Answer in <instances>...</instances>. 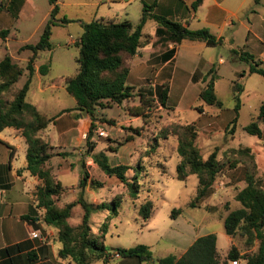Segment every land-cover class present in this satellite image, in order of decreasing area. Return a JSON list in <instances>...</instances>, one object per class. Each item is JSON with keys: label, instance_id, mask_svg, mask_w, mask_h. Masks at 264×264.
Returning a JSON list of instances; mask_svg holds the SVG:
<instances>
[{"label": "trees", "instance_id": "trees-1", "mask_svg": "<svg viewBox=\"0 0 264 264\" xmlns=\"http://www.w3.org/2000/svg\"><path fill=\"white\" fill-rule=\"evenodd\" d=\"M48 2L50 3L48 16L42 24L37 39L34 42H25L18 47V49L26 48L29 51L24 65H20L9 54H3L0 57V129L4 126L18 128L24 139L25 168L38 178L32 191V198L36 206L43 208L42 220L56 228L55 239L59 243L57 249L59 256L65 258L68 264H88L94 259H98L100 264H106L107 259L115 254L128 257L137 263L147 261L152 258V255L149 246L145 243L137 242L129 246L106 247L102 242L106 230V219L117 212L116 206L119 202L117 194L112 196L111 209L100 222L98 232L95 234L92 232L88 223L89 213L92 208H102L104 202L100 200L93 203L83 198L82 193L87 185L94 187L101 184L98 179L89 174L88 167L83 161L79 162L81 170L77 179L76 198L57 202L64 186L56 178L52 165H49L52 146L41 134V130L48 123L55 121L56 114L48 115L25 99L34 73L33 62L41 50L51 47L49 39L51 26L64 19L63 16L61 19L55 17L56 0H48ZM198 2L199 0H193L189 6L194 9ZM154 5V3H142L139 17L134 23L127 18L115 19L113 17L79 20L81 31L74 42L77 47V54L74 57L76 70L72 74L64 75L62 84L74 100L72 109L88 115L89 122L85 131L86 142L91 137L97 120L110 121L101 114L97 115V110H101L102 107L120 104L128 115L138 116L140 119L138 124L129 123L123 126V132L124 130L126 132L117 139L107 137L115 143L106 144L104 149L114 151L124 141L140 135L141 130L146 126L148 112L154 103L161 107L165 106L168 96L167 78L161 79L153 87L148 85L137 89L125 80L133 54L138 47L150 40L151 35L142 30L146 19L151 18L155 22L154 33L163 41L169 40L177 43L185 38L203 40L208 45L221 42L222 37L213 34L206 26L188 27L165 13L155 11ZM17 9L14 7V11L17 12ZM7 31L6 27L0 28V35L4 36ZM229 51L231 56H237L238 59L247 63V72H257L264 77V65L251 53L239 48H230ZM47 69V62L36 66L39 74H44ZM24 71L22 83L14 86L13 83ZM238 73L242 75L244 70L241 69ZM216 77L215 67L210 65L200 76L201 86L197 97L205 104L220 107L221 100L214 90ZM231 87L235 99L233 110L236 111L240 83L233 81ZM134 98L135 102L132 101ZM201 106L202 103H198L194 107L201 111ZM258 120L264 121V99L258 105L255 118L245 123L243 128L251 134L260 136L261 129L258 126ZM234 121L235 116L228 121L225 128L232 131ZM170 134H174L176 139L177 161L174 166L176 177L184 179L192 173L196 178L194 193L186 202L188 206L198 205L209 194L214 178L224 169V160L230 166L240 164L242 183L236 186L232 195L238 202V206L230 208L223 215L222 224L224 232L230 238L235 234L242 237V251L239 252L240 249L231 243L225 256L220 258L215 247V234L210 231L197 235L180 255L168 253L154 260L157 264H228L229 259L236 261L241 259L244 264H264V174L258 172L248 146L229 148L224 152L222 159L217 156L215 147L206 156H202L195 143L197 134L195 121L172 120L158 128L152 135L149 141L150 147L142 146L138 150L137 159L133 164L109 163L103 150L91 153V160L106 174L115 176L119 182L125 184L128 194L134 197L139 190L138 173L144 171V166L140 163L141 157L149 156L158 145V138H165ZM90 146L93 145L88 143L87 150ZM62 153L57 152V154ZM129 168L132 170L130 176L126 174ZM75 203L80 204L82 212L79 221L71 223L68 217ZM150 210L151 201L146 199L139 206L141 216L146 219ZM179 210V207H174L171 213L177 214Z\"/></svg>", "mask_w": 264, "mask_h": 264}, {"label": "rangeland", "instance_id": "rangeland-1", "mask_svg": "<svg viewBox=\"0 0 264 264\" xmlns=\"http://www.w3.org/2000/svg\"><path fill=\"white\" fill-rule=\"evenodd\" d=\"M99 1L100 0H56L57 12L55 13V17L61 19V16H63L64 19L55 22L51 26V34L49 37L51 47L41 50L38 57L35 59L37 64L47 62L48 69L44 74H40L43 82L42 85H39V78L35 76L32 77L31 84L25 95L26 100L36 102L40 110L48 115L56 114V116H58L62 113H57L61 108H70L74 103L72 96L68 94L63 87L62 77L72 74L76 70L74 57L77 54V47L74 42L81 30L79 20L88 21L99 14H106L103 13L104 10H106V4L103 2L100 4L98 3ZM117 1L116 5L118 7L126 6L129 8L130 15L126 16L131 20L137 21V16L139 17V15L136 9V3L140 1ZM143 2L148 3L149 0H144ZM110 3L112 6L114 5L113 1H110ZM14 7L18 8L17 12L14 11ZM49 7L50 3L48 0H0V27H6L8 29L4 35L7 36L6 38L0 35V57L3 54H9L14 60L18 61L20 65H24V57L29 51L26 48L18 49V47L25 42H34L37 39L42 24L48 16ZM7 9L9 13H7ZM110 12H112V10ZM119 14L120 15L116 17L117 19L121 18V16H125L122 15L123 13ZM143 28L148 32L153 31V21L151 18L147 19ZM69 36L74 40L68 41ZM228 57L231 58V55H228ZM230 58H227V60L218 67L214 66L217 73L214 90L217 97L221 100V106L219 108H215L216 106L213 104L203 103L196 94L201 86V81L192 86L188 84L187 77L191 76L192 79H195V76L189 74L185 76L182 73V75H179L170 82L171 91L170 95L167 96L165 106L161 107L157 103L152 105L151 110L148 112L146 126L141 130L140 135L137 136L134 141V149L139 150L142 146L146 148L150 147L149 141H151L150 138L152 135L158 128L172 120H194L200 115V112L194 107L195 104L198 103H202L201 108L205 110V114H218L219 116V112H222V118L227 120L233 114L232 105L235 101L231 96V84L233 81L239 82L236 79L237 74L233 72V69L238 68V73L241 69L245 68L247 64L240 59L231 61L232 59ZM262 65H264V63H262ZM24 75L25 71L13 85L19 86L24 79ZM161 79L151 76L144 81L153 87L156 84L154 81L158 80L159 83ZM140 80L141 79L137 82H141ZM51 82L53 86H48L47 83ZM150 82H153V85L149 84ZM247 85L253 86L256 93L260 95L264 90V77L258 73H254L252 76L248 77ZM39 86L41 89H39ZM11 90L12 87L10 91ZM178 98L179 108L176 110L174 109V104L175 100ZM114 105L116 104L102 107L101 110H97V115L101 114L109 118L110 121L97 120L95 122V126H102L105 131V135L103 136L96 133L94 129L95 126L91 134L93 138L91 139L90 137L87 139V142L85 141L84 133V140L83 143H81V148L84 152L80 161L85 162L86 159L91 160L90 157H85L88 143L92 145L95 143L93 151L97 152L101 147L104 148L106 144L113 145L115 143L112 140H108L107 137L116 135L113 138L117 139L122 133L126 132L125 130L123 132V126L127 125L125 123L122 124V132L117 131V133L112 125L109 124L113 122L111 116L115 113L116 108ZM120 108L123 109L121 105ZM70 109L72 110V108ZM215 116L216 115H213L212 117L214 121L211 126H208L206 123L199 125L195 122L197 126L195 143L202 156H206V154L215 147L217 156L222 159L224 152L229 148L248 146L247 143L249 140L255 137L254 134L247 132L241 125L243 121H248V119H246L247 114L240 113L232 131L225 128L227 124L220 120V116ZM61 119H63L62 121L66 120L64 117H61ZM50 127H53L50 128V132H52L51 134L53 136L55 125ZM54 138L55 136L51 140L53 141ZM76 139L75 137L74 140ZM158 139V145L149 156L144 155L140 159V163L144 166V171H139L138 173V181L140 184L139 190L134 197L128 194L126 185L119 182L114 176L107 179L106 176L101 177L105 174H99L93 171V176L102 181V184L94 187L87 185L83 190L82 196L87 201H94L100 198L104 202V206L102 208H92L89 213L88 223L92 232L94 234L98 232V226L104 217L102 212H104V214L108 213L112 206V196L117 194V200L119 201L116 206L117 212L116 214L108 216L106 219V230L102 238V242L106 247L116 245L129 246L137 242H142L149 245L151 254H158L166 252L164 249L166 239L172 244L170 250H176L178 243L176 245L177 241L175 242V239L180 240L179 237L186 238L193 232L196 234H203L212 231L215 234V247L221 254L224 252L227 243V234L223 230L222 217L232 208V204L235 203L232 196L233 192L236 186L242 183L240 164L230 166V164L224 160V169L214 178L209 194L206 195L198 205L188 206L186 202L194 193L196 183L195 175L192 173L188 174L184 179L176 177L174 166L177 161V154L175 152L176 139L174 134ZM90 148L92 147L90 146ZM61 152L63 153L58 154L60 156H58L57 159H61L65 154V151ZM105 152L108 154L107 160L109 163L123 162L125 159H128V164H133L137 157L129 154L122 156V152L118 155V151L106 150ZM69 158L72 159V157ZM74 163L75 164L70 169L55 173L56 178L65 188L62 198H66L67 200L74 196L69 188L76 183L81 170L79 163ZM57 165V161L53 160L52 167L55 171L56 168H60ZM131 173L132 170L130 168L126 170L127 175L130 176ZM75 194L77 196L78 193ZM146 199L151 201V210L149 216L144 219L139 211V206ZM174 207L180 208L177 214L171 213ZM72 209L69 220L74 222L79 219L81 206L79 203H76ZM231 241L239 249H242V237L240 235L235 234L231 238ZM240 260L241 259H238L237 263ZM114 261L115 258L111 256L107 259L106 264H115ZM89 264H100V261L94 259L91 260Z\"/></svg>", "mask_w": 264, "mask_h": 264}, {"label": "crops", "instance_id": "crops-1", "mask_svg": "<svg viewBox=\"0 0 264 264\" xmlns=\"http://www.w3.org/2000/svg\"><path fill=\"white\" fill-rule=\"evenodd\" d=\"M110 1L114 2L113 6ZM139 1L140 2L136 3L138 15L142 3H154L153 9L155 11L165 13L167 16L179 20L182 24L191 28L206 26L213 34L221 36L222 39L221 42L216 45H208L203 40L199 39L189 40L183 38L177 43H173L169 40L163 41L154 33L156 24L153 20V31L148 32L144 30L143 27L147 21L146 19L143 23L142 30L151 35L150 40L146 44L138 47L137 51L133 54L126 74V82L132 84L135 89L147 87L148 84L144 80L149 79L151 76L157 79L165 77L168 79L169 96L171 91L170 82L179 75H182V73L185 76H188V74L195 76V79H192L191 76L187 77L188 84L193 86L200 81V76L210 65L218 67L220 64L224 63L227 58H230L228 57V55H230V48L245 50L251 53L255 59L264 63V0H199L194 9L189 6V3L193 0H149L148 3L143 2L144 0ZM102 2L106 4V10L103 12L106 14H99L94 18L113 17L117 19L116 17L120 15L119 13H123L122 15L125 16H121L119 19L127 18L132 23L136 22L127 17L130 15L128 7H118L116 5V2H118L117 0H100L98 3L101 4ZM111 10L112 12H110ZM6 11L9 13L8 10ZM6 37L7 36H4V38ZM27 54L28 53H26L24 59ZM234 55L236 56V54ZM230 59H232L231 61H236L238 58L237 56H231ZM33 65L34 73L32 77L35 76L39 78V85H42V78L36 71V66L38 64L35 60ZM243 70L244 74L240 75L237 73L238 68L233 69V72L237 74L236 79L240 83V89L237 92L238 107L237 110L234 111L233 102V114L227 120H224L221 116L222 112H219L220 120L223 123L227 124L233 116H235V121H237L241 112L247 114L246 119H248V121L255 118L258 105L264 99V90L258 95L253 86L247 85L248 77L257 72H247V64ZM139 79H141V82L138 83L137 81H139ZM154 82L157 84L158 80ZM149 84L153 85V82ZM47 85L53 86V83H47ZM39 89H41L40 86ZM231 96L233 97L232 87ZM132 101L135 102V98ZM30 102L40 110L36 102L31 100ZM178 102L179 98L175 100L174 109L176 110L179 108ZM114 106L116 108L115 113L111 116L113 122L109 124L112 125L116 133L117 131L122 132V124L124 123L138 124L140 122L138 116L128 115L120 108V104ZM72 107L73 105L70 108ZM70 108H61L57 113H62L56 116L55 121L48 123L41 130V134L52 146L50 148L52 154L49 157V165H52L53 160H56L57 166L60 167L59 169L56 168V171L52 167L54 173L70 169L75 164L74 162L79 163L84 152L81 148V143H83L84 140L83 136L89 118L87 114L81 113L76 109L71 110ZM215 108L219 107L216 106ZM199 112L200 115L194 119L199 125L206 123L208 126H211L214 121V118H212L213 115L219 117L218 114H205L204 109ZM61 117H64L66 120L62 121L63 119H61ZM235 121L233 124H235ZM248 121H243L241 124L242 127ZM257 123L261 129V135L258 136L254 134L255 137L251 138L247 145L250 147V152L253 154L258 172L264 174V121L258 120ZM52 125H55L53 136L51 134L52 132H50V128H53L50 127ZM54 136L55 138L52 141L51 139H53ZM114 136L116 135H110L111 138ZM75 137L77 138L76 140H74ZM92 138L93 137H91V139ZM135 140L136 137L124 141L114 151H118V155L122 152V156H126L127 154L134 155V157L138 156V150L134 149ZM93 146H95V143ZM93 146L87 150L85 157L91 158V153L94 152ZM100 150H103L106 154L105 151L108 149L101 147ZM58 151H65L61 159H57L58 156H60L57 154ZM24 152L25 142L19 129L13 126H4L1 128L0 264H68L65 258H62L57 253L59 243L55 239L56 228L42 220L43 208L36 206L35 200L32 198V191L35 184L38 182V178L30 174L25 168ZM106 156L108 157V154H106ZM69 157H72V159ZM84 163L87 165L89 174L92 177H94L93 171L99 174H105L101 177L106 176L107 179L113 176L102 171L92 160L86 159ZM122 163H129L128 159H125ZM100 183L102 184V181H100ZM69 190L74 196L68 200L75 199V193H78L77 181L74 185L70 186ZM64 191L65 188L62 190L57 202L61 203L63 201H68L66 198H62ZM100 200L101 199L98 198L91 202L97 203ZM234 202L232 208L238 206V202L236 200H234ZM81 212L82 208L79 212V219ZM102 214L105 215L104 212H102ZM79 219L71 222L68 217V221L71 223H76ZM30 229L37 231L39 236H31L29 233ZM197 235L199 234L193 232L186 238L179 237L180 240L175 239V242L177 241L176 245L178 243L176 250H170L172 244L166 239L164 243L166 252L151 254L152 258L147 261L137 263L128 259V257L115 254L113 256L115 258L114 262L115 264H157L154 258L168 253H172L176 256L180 255ZM231 243V238L227 235V243L224 252L220 254L216 249L220 258L225 256ZM241 251L242 249L239 250V252ZM236 264H244V262L240 260Z\"/></svg>", "mask_w": 264, "mask_h": 264}, {"label": "built area", "instance_id": "built-area-1", "mask_svg": "<svg viewBox=\"0 0 264 264\" xmlns=\"http://www.w3.org/2000/svg\"><path fill=\"white\" fill-rule=\"evenodd\" d=\"M68 40L72 41L74 39L71 36H69ZM94 129L98 135H100V136L105 135V131L103 130L102 126L96 125ZM29 233L31 236H39V233L37 231H35L34 229H30ZM236 263H237V261L235 259H229L228 260V264H236Z\"/></svg>", "mask_w": 264, "mask_h": 264}]
</instances>
